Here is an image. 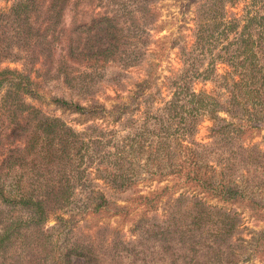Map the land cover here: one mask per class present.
Instances as JSON below:
<instances>
[{
	"label": "trees",
	"instance_id": "16d2710c",
	"mask_svg": "<svg viewBox=\"0 0 264 264\" xmlns=\"http://www.w3.org/2000/svg\"><path fill=\"white\" fill-rule=\"evenodd\" d=\"M104 1L16 0L0 12V61L21 58L31 67L37 64L43 79L60 83L81 99L92 100L94 85L104 76L107 67L124 70L138 66L136 61L142 51L126 52L124 48L131 38L141 35L144 24L151 23L149 0ZM250 1L257 2L263 14L244 18V40L230 54L234 63L227 62L231 63L230 68L236 66L234 70L237 66L244 70V107L256 110L253 104L264 102V0ZM223 2L211 0L206 11L198 15L200 22L206 26L213 24L214 30L218 29ZM204 27L199 26L197 31L201 38L204 37L201 33L206 31ZM208 31L212 34L211 29ZM223 49L225 53L230 52L226 47ZM258 52L263 60L260 64ZM210 71L212 68L206 67L201 73ZM28 85L25 72L0 70V92L3 91L0 96V264H70L72 258L81 259L85 264H104L106 260L107 264H237L242 247L245 250L246 246L253 249L257 246L258 251L264 248V232L242 246L243 242L234 237L238 225L234 213L209 208L201 200L183 195L171 200L164 220L139 218L133 226L136 233L129 241L114 236L106 226L94 229L92 241L80 234L72 239L74 235L61 217H56V221L66 232L55 233L54 227L44 229L49 215L68 203L81 173L78 167L84 156L88 157L87 151H97L99 146L95 141L84 143L58 118L46 116L24 103ZM241 85V79L236 76L233 87L237 96L243 95ZM186 94L193 102L182 122L192 129L197 122L193 120L194 115L203 114L208 106L202 105L201 94ZM231 97L234 98L233 92ZM167 103L164 111L167 117L154 116L149 138L137 134L133 140L127 137L130 141L113 145L114 153L109 154L114 169L108 179L110 189L126 192L133 182L135 173L128 170L131 162L123 151H146L147 162L157 161L151 174H181V169L174 168L169 157V151H179L180 144H176L177 137L167 134L170 121L180 116L183 105L178 109L176 97ZM61 104L74 107L63 101ZM252 117L257 118L256 114ZM258 128L249 121L244 131ZM240 133L239 127L232 129L228 124L211 129L212 138L219 136L221 140L213 139L225 144L231 138H239ZM247 154L246 160L252 163L259 151ZM213 172L204 166L192 167L182 177L221 203L244 204L253 211L264 208L262 201L243 196L234 183L216 180ZM159 196L137 198L144 201V207L152 209ZM93 198L91 214L105 212L109 202L102 194L95 193ZM185 202L180 211V205ZM123 208L113 207L115 214ZM60 233L63 238L58 242Z\"/></svg>",
	"mask_w": 264,
	"mask_h": 264
},
{
	"label": "rangeland",
	"instance_id": "374dc122",
	"mask_svg": "<svg viewBox=\"0 0 264 264\" xmlns=\"http://www.w3.org/2000/svg\"><path fill=\"white\" fill-rule=\"evenodd\" d=\"M15 1L0 0V12ZM113 1L105 0L103 3ZM149 1L152 2L148 5L151 23L144 24L141 35L131 38L129 45L124 48L126 52L142 51L136 61L138 66L124 70H118L116 66L107 67L104 76L94 85L92 100L81 99L60 83L43 79L39 76L37 64L31 67L21 58L0 61V70L22 71L28 75L29 93L24 95V103L46 116L58 118L84 143L95 141L99 146L97 151H87L88 157L84 156L78 167L81 173L68 203L49 215L44 229L54 227L55 233L66 232L67 229L61 227L63 225L57 224L56 217H61L74 235L72 239L80 234L87 235L92 241L94 229L106 226L114 236L119 235L123 241H129L136 233L133 226L139 218L156 222L164 220L171 200L183 195L188 199L197 198L209 208L234 213L238 218L234 237L244 246V242L264 232V208L253 211L244 204L221 203L201 193L192 183L185 182L182 173L192 167L210 168L216 180L232 182L241 189L243 196L264 204V102L253 104V101L251 104L255 105L256 110L244 107V70L239 66L234 70L236 66L230 68L228 65L231 63L227 62L234 63L230 54L244 40V18L262 15L263 12L257 2L225 0L224 10L219 17L220 26L214 30L213 24L206 26L198 16L206 11L211 0ZM201 25H205L206 31L201 33L205 38L197 33ZM210 29L212 34L208 31ZM224 47L230 52L225 53ZM257 55V63L260 64L263 62L261 53ZM206 67L212 68V71L201 73ZM236 76L241 79L242 96H237L233 87ZM248 89L253 90L250 85ZM191 92L201 94L202 105L208 106L204 108L203 114L194 115L193 120L197 122L192 129L182 122L186 109L193 102L186 94ZM232 92L234 98H230ZM174 97L177 98L178 109L179 105H183L180 108L183 112L170 121L171 129L167 135L177 137L176 144H180L179 151H169V157L173 167L181 169V174H151L157 161L147 162L146 151H123V155L131 162L128 170L132 169L135 173L133 182L126 192L110 189L108 179L114 169L109 154L114 153L113 145L133 140L137 134L149 138L154 116L167 117L164 112L167 102ZM61 101L71 103L74 107L64 106ZM247 107V112H244ZM211 110L214 112L211 113ZM253 114H256V119L252 117ZM249 121L259 128L244 131ZM225 124L232 129L239 127L242 131L239 138H231L226 144L213 139L221 140L219 136H211L214 126ZM127 137L129 139H125ZM190 141L193 144H189ZM248 151H259L252 163L246 160ZM95 193L102 194L103 199L110 204L105 212L97 215L90 212ZM152 194H160L152 209L144 207V201L137 198L139 195L146 197ZM183 205L186 202L180 205V211ZM114 206L124 208L115 214ZM62 233L58 235V242L63 238ZM258 249L257 246L255 249L246 246L245 250L242 247L237 264H264V248ZM107 263L108 260L104 262ZM70 264L85 263L72 258Z\"/></svg>",
	"mask_w": 264,
	"mask_h": 264
}]
</instances>
